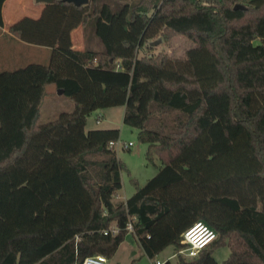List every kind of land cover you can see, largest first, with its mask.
Wrapping results in <instances>:
<instances>
[{
    "label": "trees",
    "instance_id": "16d2710c",
    "mask_svg": "<svg viewBox=\"0 0 264 264\" xmlns=\"http://www.w3.org/2000/svg\"><path fill=\"white\" fill-rule=\"evenodd\" d=\"M79 25L83 49L75 50L70 32ZM8 33L49 55L45 65L0 70V264L110 258L129 220L150 258L164 243L149 230L180 198L230 213L216 223L200 210L174 232L166 242L175 249L194 220L215 232L175 264H264V103L253 112L246 105L250 93L264 96V0H52ZM172 35L190 42L181 55L137 57ZM46 84L72 110L39 124ZM114 106L146 144L145 159L160 162L123 201L113 199L122 163L108 146L118 130L84 129L91 111ZM217 246L228 248L221 262L212 256Z\"/></svg>",
    "mask_w": 264,
    "mask_h": 264
},
{
    "label": "rangeland",
    "instance_id": "374dc122",
    "mask_svg": "<svg viewBox=\"0 0 264 264\" xmlns=\"http://www.w3.org/2000/svg\"><path fill=\"white\" fill-rule=\"evenodd\" d=\"M34 0H28V3L35 5ZM129 1V0H128ZM33 7V6H31ZM31 7H26L24 10H19L15 14H21L28 17H33ZM3 18L6 21L8 19L7 13L3 12ZM159 39L156 45L150 46L151 49L147 50L142 46L137 50V57L142 54L165 53L167 55H181L184 50L190 45V42L181 35L168 36L167 39L157 36L154 41ZM8 49L7 43H1V51L4 57V61L7 62ZM32 54V53H31ZM49 51L46 49L44 59L41 57H30L29 62H35L40 64H47ZM115 62V64H117ZM25 65V63H24ZM23 65V66H24ZM4 70H12L11 65L4 67ZM3 70V69H2ZM46 94L40 104L39 120L38 123L42 124L55 119L61 112H70L72 110V102L63 94H58L53 84H47L45 86ZM264 103V96L259 93L252 92L249 94V99L246 103L247 109L253 112L258 106ZM109 108V107H107ZM105 109V108H104ZM95 109L86 116V128L92 129H117L118 137L116 141L117 145H114L113 149L117 159L122 163V169L120 171V188L116 191L113 199L117 201H123L129 197L134 191V183L137 186H142L147 179L151 178L157 171L160 162L154 158L152 162H148L145 159L146 144L137 140V130L133 127L122 124V108L114 107L107 109ZM98 113H104V119L95 122ZM130 142L131 145L127 149L121 148V143ZM182 200H173L170 202V212L164 216L160 221L155 224V229L149 230V234L156 240L155 244L164 243L161 248L153 253L152 257H147L145 250L140 248L130 235L125 236L124 241L116 250L112 259H107L106 264H127L133 260V264H150L151 258L159 260L168 259L171 264H175L176 257L172 256L176 253L177 249L166 240L174 235V232L180 231L187 221L196 219V216L200 210L207 214L216 223H221L226 218V214L230 213L223 205L214 202L209 205L208 202H204L203 199H187L180 198ZM168 231H172L169 233ZM153 251V250H149ZM228 255V248L226 246H217L213 248L212 256L217 262H221Z\"/></svg>",
    "mask_w": 264,
    "mask_h": 264
},
{
    "label": "crops",
    "instance_id": "0c3cea01",
    "mask_svg": "<svg viewBox=\"0 0 264 264\" xmlns=\"http://www.w3.org/2000/svg\"><path fill=\"white\" fill-rule=\"evenodd\" d=\"M35 5H31L30 3H28V0H3L1 7H0V15H1V26H0V70H4L6 68V66L11 65V67L13 69L15 68H19L21 66L29 62L30 57H41L44 59L45 54H46V49L45 47H40V46H34V45H30L27 43H24L20 40H18L16 37L12 36L11 34L8 33V28L9 26L16 21L17 19H19L20 17L24 16L21 14H15L17 13L19 10H24L27 6L31 7L32 9V15L33 17L31 18H36L45 3L43 2H37L36 0L33 1ZM7 13L8 19L5 21L3 18V12ZM7 43L10 50L8 49V54H7V62L4 61V57L1 51V43ZM70 42H71V47L75 50H82L83 49V38H82V28L81 26H76L75 28H73L70 32ZM32 53V54H31ZM47 85V84H46ZM45 85V86H46ZM45 86H44V95L46 94L45 91ZM43 100V98H42ZM41 100V102H42ZM114 107H118V106H114ZM114 107H109V108H103L105 111L107 109L110 108H114ZM120 109L122 108V113H123V106H119ZM100 115H97L95 122H99L100 118L104 119L105 114L104 113H98ZM85 130H89L92 128H86V119H85V126H84ZM103 129H109V128H103ZM128 235V233L125 234V236ZM130 235L132 236V238L135 241L134 236L130 233ZM124 236V239H125ZM124 239L118 244L116 250L118 249V247L121 245V243L124 241ZM136 243V242H135ZM116 250L114 251L113 255L110 258L107 259H112Z\"/></svg>",
    "mask_w": 264,
    "mask_h": 264
},
{
    "label": "built area",
    "instance_id": "2783aa9c",
    "mask_svg": "<svg viewBox=\"0 0 264 264\" xmlns=\"http://www.w3.org/2000/svg\"><path fill=\"white\" fill-rule=\"evenodd\" d=\"M115 68H118V64H115ZM118 142L115 141H109L108 146L109 148H113L114 145H117ZM131 143H121L120 146L123 149H127L128 146H130ZM133 219V217H131ZM124 229L127 233H132V224L131 220H129ZM116 227L114 225L110 226L108 231L112 234L116 232ZM107 230L103 231L104 233ZM148 237V236H146ZM215 238V232L214 230L204 223L201 220H194L192 221L187 227H185L179 234L178 243L181 245L180 248L176 250V253L172 256L177 257H183L185 259H191L197 255V253L204 249L206 246H208ZM166 260H159L156 258L150 259V264H165ZM107 258L102 254H94L85 256L79 263L77 264H106Z\"/></svg>",
    "mask_w": 264,
    "mask_h": 264
},
{
    "label": "water",
    "instance_id": "95a60500",
    "mask_svg": "<svg viewBox=\"0 0 264 264\" xmlns=\"http://www.w3.org/2000/svg\"><path fill=\"white\" fill-rule=\"evenodd\" d=\"M37 2H43L45 4H48V3H51L52 0H36ZM63 2H68V3H72L73 5L75 6H79V5H84L87 3V0H61ZM233 9H243L244 6L242 4H239V3H235L233 6H232ZM159 42V39H156L154 41H150L149 42V45L150 46H153V45H156L157 43ZM57 93L58 94H62V90L61 89H57Z\"/></svg>",
    "mask_w": 264,
    "mask_h": 264
}]
</instances>
